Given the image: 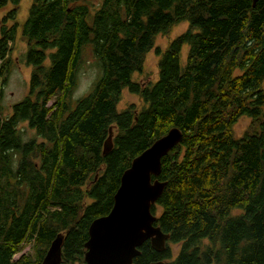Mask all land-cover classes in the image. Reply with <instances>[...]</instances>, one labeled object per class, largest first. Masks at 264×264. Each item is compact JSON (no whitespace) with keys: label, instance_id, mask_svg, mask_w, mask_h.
<instances>
[{"label":"trees","instance_id":"obj_1","mask_svg":"<svg viewBox=\"0 0 264 264\" xmlns=\"http://www.w3.org/2000/svg\"><path fill=\"white\" fill-rule=\"evenodd\" d=\"M73 1L30 0L18 23L20 0H0L11 6L0 18L1 85L17 31L31 65L27 94L0 116V264H42L55 237L58 264H79L121 173L172 127L181 140L151 176L165 182L150 209L168 237L161 251L143 241L131 264H264V0ZM180 22L155 48L157 78L133 80L154 36ZM86 45L99 74L70 105ZM123 88L140 103L118 111ZM241 116L250 123L237 137ZM20 123L40 141H23ZM28 241L32 253L15 256Z\"/></svg>","mask_w":264,"mask_h":264},{"label":"water","instance_id":"obj_2","mask_svg":"<svg viewBox=\"0 0 264 264\" xmlns=\"http://www.w3.org/2000/svg\"><path fill=\"white\" fill-rule=\"evenodd\" d=\"M256 1L251 0V6ZM111 137L109 129L102 153L110 149ZM181 137V131L172 127L131 160L120 175L109 212L89 223L83 260L79 264H131L133 257L139 254L138 247L147 239L153 250L164 248L168 234L154 225L155 215L150 208L161 194L165 182L151 176L159 174L161 157ZM60 253L61 237H55L45 252L42 264H58ZM148 264H164V261Z\"/></svg>","mask_w":264,"mask_h":264},{"label":"rangeland","instance_id":"obj_3","mask_svg":"<svg viewBox=\"0 0 264 264\" xmlns=\"http://www.w3.org/2000/svg\"><path fill=\"white\" fill-rule=\"evenodd\" d=\"M101 0H74L73 5L87 6L90 10L97 7ZM30 4V0H20L17 6V14L15 20L22 22L27 15V10ZM10 5H3L0 7V18L2 15L10 9ZM10 22V21H9ZM187 28V22H180L174 24L167 33L157 34L153 38L152 48L145 53L144 61L141 72H134L132 79L140 83L147 81H154L157 78V61L159 58L158 50H163L166 45L178 34L183 32ZM26 43L23 38L20 37L18 31L15 41L11 45V50L6 53L4 62L8 60V74L6 82L1 85L2 76H0V116H5L10 112L11 105L22 100L27 94L28 81L31 72V65L26 62L25 59ZM186 45L182 47V58L185 55ZM1 61V59H0ZM44 64H48V60L44 61ZM99 74V67L97 65L96 57L92 51L90 45H86L81 53V61L79 64L76 84L71 91L68 102L72 105L75 100L88 91H90L93 83L97 79ZM139 105L140 100L137 95L129 92L127 88H123L120 93V99L116 105V109L119 111L124 109L129 104ZM250 119L246 116H241L233 125L234 136H240L249 126ZM22 134L28 139L34 138L36 135L32 128L28 127L26 123H20ZM236 212V211H235ZM172 247L173 254L178 249V244H169ZM24 252L25 254L32 253V243L25 242L23 249L15 256ZM78 264V263H75Z\"/></svg>","mask_w":264,"mask_h":264},{"label":"flooded vegetation","instance_id":"obj_4","mask_svg":"<svg viewBox=\"0 0 264 264\" xmlns=\"http://www.w3.org/2000/svg\"><path fill=\"white\" fill-rule=\"evenodd\" d=\"M22 139H23V141H28V140H30V139H28L27 137H25L24 134H22ZM32 139H33V140H36L37 142L40 141V138L37 137V136H35V137L32 138ZM17 155H18V153H16V152L13 153V157H17ZM12 164H13L14 168L17 167V162H16L15 160L12 162Z\"/></svg>","mask_w":264,"mask_h":264}]
</instances>
